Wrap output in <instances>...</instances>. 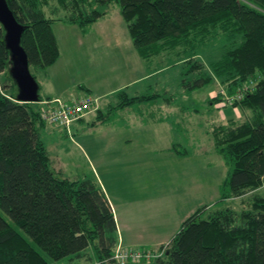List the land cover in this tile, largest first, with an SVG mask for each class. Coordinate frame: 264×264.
Masks as SVG:
<instances>
[{"label":"trees","instance_id":"obj_1","mask_svg":"<svg viewBox=\"0 0 264 264\" xmlns=\"http://www.w3.org/2000/svg\"><path fill=\"white\" fill-rule=\"evenodd\" d=\"M6 1L25 25L21 45L32 75L59 54L52 21L85 29L116 2L137 55L147 60L174 50L188 57L180 64L188 74L181 80L184 92L218 79L227 94L216 101L244 113L242 120L230 116L210 130L228 166L219 199L238 198L241 205L227 202L207 212L210 206H201L183 219L167 246L125 264H264V193L258 189L264 181V0H55L53 6L50 0ZM2 36L0 26V210L26 236L0 214V264L76 258L89 246L95 254L87 257L90 264H120L108 196L94 176L69 179L54 168L40 138L46 124L40 105L15 98ZM216 40L221 49L207 69L191 56ZM154 95L164 93L126 96L120 106Z\"/></svg>","mask_w":264,"mask_h":264},{"label":"rangeland","instance_id":"obj_2","mask_svg":"<svg viewBox=\"0 0 264 264\" xmlns=\"http://www.w3.org/2000/svg\"><path fill=\"white\" fill-rule=\"evenodd\" d=\"M50 2L53 6L57 1L50 0ZM108 10L107 14L100 17L96 23L89 25L91 28L88 26L89 35L85 36L80 34L79 25L66 23L68 26H65L61 23L63 26H60V29L54 23L53 29L62 49L61 59L56 62L58 69L63 67L65 60H68L70 67H74L75 60L83 66L87 63L90 54L94 55L98 60L96 71L101 77L100 86L121 81L123 87L128 86L131 89L128 92L130 95L148 96L149 93H161V95L164 93V96L169 97L173 101L170 107L173 113L166 116L169 127H166L165 122H154L151 118L150 111L155 112V105L152 106L154 103L149 100L162 99L161 96L154 95L156 97L139 100L141 104L134 106L135 109L140 108L145 112L139 124H132L129 121L116 125L98 123L97 127H85L82 130L75 127L70 130L71 122L75 121L73 120L67 126L52 125L56 130L45 127L46 129L40 131V138L49 152L54 168L60 170L67 178L80 179L83 176H92L93 173L83 156L84 151L81 149L83 146L88 150L90 155L87 157L93 160L103 182L106 186H110L109 194L112 200L116 199L114 197L116 196V200L122 202L124 199L137 198L140 194L147 198L142 203L144 205L142 210H139L140 205L137 207L135 204H130L131 206L119 204L116 207V215L119 218H128L130 214L144 217L139 221L130 217V220H133V228L130 220H127L130 231H124L125 235L142 233V240H153L155 236L166 235L170 239L180 228L176 219L178 214L173 213L174 206L178 205L177 202L181 204L182 208H179L182 209L181 212H184V204L188 201L191 205H200V200H204L202 204L210 206V209L206 208L204 212L223 208L227 202L235 207L241 205L238 198L225 201L219 199V186L227 174L228 166L222 155L216 152L210 130L213 124L226 122L230 116L242 120L244 113L241 110L235 112V108L231 105L227 106L228 103L224 99L216 101L219 94L221 96L227 94L225 88L219 85L218 79L190 93L184 92L181 80L188 79V74H184V67L180 64L188 57L184 55L178 57L174 50H170L160 52L159 55L147 60L141 58L134 50L117 3L114 2ZM63 13L60 11L57 16L63 17ZM220 49V42L216 40L207 43L202 48V52L195 53L191 57L199 59L207 67V62L212 60V57H216ZM82 74L80 69L78 75L72 70V77L75 80H79V76L84 77ZM130 80L134 82L128 84ZM67 84L70 90H75L76 86L71 81ZM48 104L47 102L46 106ZM40 105H42L40 109L45 108L44 104ZM162 108L163 105L159 106V109ZM117 111L122 115V111L118 109ZM114 113L115 111L110 113L104 111L105 115H114ZM46 126L50 124L46 122ZM168 128L170 130H167ZM107 131H112L116 137L104 141ZM167 139L177 140L180 149L178 146L176 148L180 151L188 148V151L184 155L178 153L174 159H169L164 149L162 154L157 149V145L166 144ZM188 142L193 145L192 148ZM191 169L194 170V178L189 176ZM263 182L258 189L264 193ZM0 214L13 224L16 231L26 236L6 213L0 210ZM140 224L144 227V231L141 230ZM155 224H159L161 229L156 230ZM169 239L150 249L153 251L162 249L161 246H167ZM84 261L82 258L64 257L48 260L45 264H82L85 263Z\"/></svg>","mask_w":264,"mask_h":264},{"label":"crops","instance_id":"obj_3","mask_svg":"<svg viewBox=\"0 0 264 264\" xmlns=\"http://www.w3.org/2000/svg\"><path fill=\"white\" fill-rule=\"evenodd\" d=\"M48 6L49 5L45 4L43 6V11H44V13H46V15L51 16V13H49V12H51L52 9H51V7L49 8ZM106 14L107 13H105L104 15H106ZM99 19H97L96 21H98ZM96 21H94L93 23H96ZM56 22H58V23H56ZM54 23L57 24L60 29H61L60 26H63V25H61V23L65 24V26L68 24V22H66V21L63 22L61 20H54L51 22V24H52L51 29H52L53 35L56 37L57 47L59 48V54H58L56 61L54 63L47 65L44 68L35 67L32 70L36 81L39 83L38 94L40 95V100L37 101V105L44 104V106L46 107L47 102L49 103L50 100L57 99V98H60L62 101L69 102V100L80 99L81 97H83V95L86 94V95H90L93 98L92 109L89 110L88 112H86L85 114H83V116H81L80 119H77V120L71 122V124H70L71 129L70 130H73V128H75V127L79 130L80 129L82 130L85 127L93 128V127H97L98 123H101V124L102 123L103 124L108 123V125H116L120 122H122L124 124L125 121L126 122L129 121L132 124H139V122H141V120H142L141 118L143 117V115L145 113L144 110H141L140 108H136V109L134 108V106H136V104L140 103L139 100L128 103L125 106H120L121 101L122 100L124 101L126 96L131 97V96H137V95H135V94L130 95L128 92L131 91V89L128 86L123 87V84L121 83V81L118 83L114 82V83H109L106 85L103 84L102 86H100L101 77L99 76V73L96 71V66H97L98 60L96 59V57H94V55L90 54V56L87 58V63H84L83 66L81 65L80 62L75 60L74 67H70L68 60H65L64 61L65 64L63 65V67L58 69L56 62H57V60L59 61L61 59L60 56L62 54V49L59 45L58 37L56 36L55 31L53 29ZM93 23H91V24H93ZM70 24H73V23H70ZM90 26H89V28H91ZM89 28L88 27L85 29L81 28L80 34L83 36L89 35L87 33ZM53 67H55V68H53ZM79 69L82 71V73H83L82 76H84V77L79 76V80H75L72 77V70H75V73H77V75H78ZM68 75H69V77H68ZM0 78H1V74H0ZM66 78H68V80ZM69 81H71L76 86L75 90L69 89V87H68L69 85L67 84ZM135 81H137V80H135ZM133 82H134L133 80H130L127 83L132 84ZM164 91H167V90H164ZM40 92H42V93H40ZM139 95H142V94H139ZM149 101L154 103V104H152V106L155 105V112H152V110L150 111V115H151L152 120L154 122H162L163 121L166 123V127H169L168 123L166 122V120H167L166 116L173 113V111L170 110V107L172 106L173 101H171L169 98H165V97H162L161 100H159L158 98H152ZM143 103L145 104V102H143ZM161 105H163L164 108L159 109V106H161ZM41 106L42 105H40V107ZM128 108H130V109L128 110ZM167 108L169 109L168 111H167ZM234 108H235V112L237 110H239L236 107H234ZM117 109L119 111H122V115H120L118 113ZM104 111H107L108 113L115 111V113H114V115H110V114L105 115ZM123 111H125V112H123ZM162 112H164V113H162ZM124 116H126V118H124ZM235 116L238 117L237 114H235ZM45 127L46 128L48 127L51 130H56V128H54L51 124H50V126H46V124H45L42 127V129H46ZM167 130H170V128H168ZM71 134H72V131H71ZM104 137H105L104 141L105 140L109 141V138H111L113 140L116 136L112 131H110V132L107 131L105 133ZM166 138H168V136H166ZM183 143L185 145L187 144L186 142H183ZM179 145L180 144H179V142H177V140L171 141L170 139H167V143L166 144L163 143V145H161V146L157 145V149L161 151L160 152L161 154L163 153V149H164L165 150L164 152L167 154V157L169 159H174L175 156L178 155V153L181 155H184L188 151V148H183V150L179 152L178 151L180 149ZM188 145L190 146V148L193 147V145H191V143H189V142H188ZM176 146H178L179 149L176 148ZM199 146H201V145H199ZM79 147H80V145H79ZM81 149H83V151H84L83 156L87 161V164L90 168V171L93 173L92 176H94V178L97 179V183H99V185L101 186L104 194H106V196H108L110 204L113 208V215H114L115 220H116V228H117L116 234H117V240L119 242V245H121L123 247H127V248H133V247H135V248H144V247L145 248H152V247H155L156 244H158L160 242L167 241L169 239V236L166 237V235L165 236H155L153 240H146V239L142 240L141 239V237L143 236L142 233L134 234L132 236H130V233H129V236L124 234V231H126V230L130 231V228L127 227V222H126L127 220H130V217L132 219H135V221L143 220L144 217L142 218L141 215L137 216L134 214H130V216H129V212H128V216H129L128 218L127 217L123 218V219L119 218L116 215V213H117L116 207L119 204L127 205V206H131L130 204H135V205H137V207L140 205L139 210H142V207L144 206L142 203L145 202V200H147V198L142 197V194H140V196L139 197L137 196V198H131L129 200L124 199V201H122V202L120 200L119 201L116 200L117 199L116 196H114L116 199L112 200L111 194H109L110 186L109 185L106 186V183L103 182L102 176L97 171L96 166L93 163V160H91L89 156L87 157V155H90L88 150L84 149L83 146H81ZM189 173H191L189 175L190 178H194V170L191 169ZM182 179H184V177ZM124 184H126V183H124ZM115 185H116V183H115ZM196 197L198 198V196H196ZM178 201H179V199H178ZM203 201L204 200H200V205H198V204L197 205L196 204L191 205V203L188 201V203L184 204V212H181L182 209L179 210V208H182V207H181V204L177 202L178 205H177V207H176V205L174 206L175 210L173 212L176 215L178 214V216L176 218L177 219V225H179L181 223V221L183 219H185V217H188L191 212L197 210L202 205L205 206L206 204H202V203H204ZM119 202H121V203H119ZM128 211L131 212V210L129 208H128ZM144 216H146V215H144ZM130 223H131L132 228H133V220H130ZM134 224H136V223H134ZM140 226H141V230L144 231V227L141 224H140ZM154 227H156V230L161 229L159 224H155ZM134 228H136V227H134ZM93 254H94L93 249L89 246V247H87V249L83 255H81L80 257H76V258L84 259L85 263H82V264H90L91 260L87 259V257L91 256Z\"/></svg>","mask_w":264,"mask_h":264},{"label":"water","instance_id":"obj_4","mask_svg":"<svg viewBox=\"0 0 264 264\" xmlns=\"http://www.w3.org/2000/svg\"><path fill=\"white\" fill-rule=\"evenodd\" d=\"M0 26L3 28L2 38L9 55L6 72L15 85V98L22 102L38 101L39 83L29 71L26 51L21 45L25 25L16 20L6 0H0Z\"/></svg>","mask_w":264,"mask_h":264},{"label":"built area","instance_id":"obj_5","mask_svg":"<svg viewBox=\"0 0 264 264\" xmlns=\"http://www.w3.org/2000/svg\"><path fill=\"white\" fill-rule=\"evenodd\" d=\"M236 98L239 96L236 94ZM93 98L90 96H84L80 99L69 100V102L61 101L59 98L52 99L49 104L40 109V116L51 125H69L71 121L76 120L81 117L84 112L92 109ZM114 257L117 259L118 263L125 264L127 259H138L141 256H151L154 255L155 250L152 252L150 250H139V249H128L117 245L114 250Z\"/></svg>","mask_w":264,"mask_h":264}]
</instances>
